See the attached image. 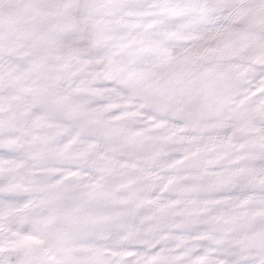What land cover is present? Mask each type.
Here are the masks:
<instances>
[{"label":"snow or ice","instance_id":"snow-or-ice-1","mask_svg":"<svg viewBox=\"0 0 264 264\" xmlns=\"http://www.w3.org/2000/svg\"><path fill=\"white\" fill-rule=\"evenodd\" d=\"M0 264H264V0H0Z\"/></svg>","mask_w":264,"mask_h":264}]
</instances>
